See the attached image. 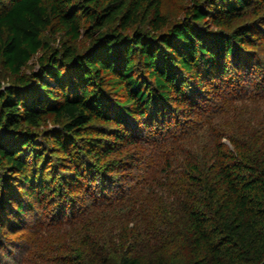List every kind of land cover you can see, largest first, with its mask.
<instances>
[{"label": "trees", "instance_id": "obj_1", "mask_svg": "<svg viewBox=\"0 0 264 264\" xmlns=\"http://www.w3.org/2000/svg\"><path fill=\"white\" fill-rule=\"evenodd\" d=\"M164 1L0 0V73L8 75L0 79V231L24 229L34 200L58 216L84 207L81 195L94 206L115 194L125 200L115 172L133 167L135 155H125L129 163L109 155L170 140L193 114L223 110L237 87L264 96V15L241 21L264 0H191L172 22ZM39 51L37 68L25 72ZM257 133L254 148L232 136L229 145L223 133L202 159L185 161L181 233L163 228L156 251L125 225L116 259L92 248L72 264H83L81 255L91 264H174L182 249L185 264H264Z\"/></svg>", "mask_w": 264, "mask_h": 264}, {"label": "rangeland", "instance_id": "obj_2", "mask_svg": "<svg viewBox=\"0 0 264 264\" xmlns=\"http://www.w3.org/2000/svg\"><path fill=\"white\" fill-rule=\"evenodd\" d=\"M190 3L191 0H165L164 10L169 22L182 18ZM260 15H264V9L249 12L241 21L253 20ZM85 44L86 40L81 39L75 46L83 47ZM42 54L39 51L33 55L24 71L36 69L38 56ZM0 79L5 84L8 75L1 72ZM237 89L228 93L231 99L228 96V99L222 100L223 110L210 112L206 116L193 114L182 124L184 127L174 128L175 132L169 136L171 138L167 137L170 140L155 145H131L121 153L109 155L107 158H112L116 163H129L125 158L128 152L135 155L133 167L115 172L122 179L123 192L129 194L125 200L123 196L120 201L122 194H115L105 206H94L92 199L81 195L80 201L84 207L76 205L74 214L67 213L65 216L52 213L53 207H41L34 200L35 211L27 218L24 229L8 234L0 231V264H72L76 253H90L92 248L116 259L119 255L117 249H120L117 241L125 225L135 228L140 236L139 242L147 247L152 245L151 248L155 247V239H160V233L165 230L163 228L167 231L174 228L180 234L175 224L181 191L186 183L185 161L191 156L202 159L206 151L212 148L213 140L223 133L226 135L223 140L229 145L227 136H232L245 141L251 148L260 138L257 131L264 133V96H242L245 90ZM49 126L52 127V124H45V127ZM48 194H45V198ZM156 222L167 227L159 224L161 227L156 231ZM158 250L157 255H161L160 247ZM180 251L174 264H185L183 249ZM2 252L7 254L1 257ZM80 257H83V264H91L86 256Z\"/></svg>", "mask_w": 264, "mask_h": 264}]
</instances>
